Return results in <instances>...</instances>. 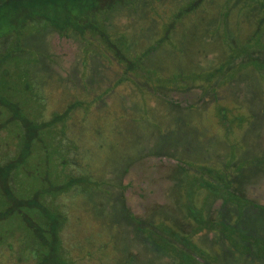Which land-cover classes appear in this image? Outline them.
I'll return each instance as SVG.
<instances>
[{
	"label": "rangeland",
	"instance_id": "obj_1",
	"mask_svg": "<svg viewBox=\"0 0 264 264\" xmlns=\"http://www.w3.org/2000/svg\"><path fill=\"white\" fill-rule=\"evenodd\" d=\"M74 2L22 0L14 12L0 6V53L13 39L20 43L0 63V162L26 154L5 190L22 197L42 185L64 186L55 198L42 194L48 211L61 215L58 231L43 235L70 264H179L147 230L166 232L164 225L190 234L196 224L188 205L264 236V164L243 163L264 153V87L255 75L264 74V0H137L106 19L103 13L128 56L154 46L140 61L145 72L127 69L96 36L50 29L76 16ZM216 68L212 79L198 77ZM70 103L66 119L43 125ZM57 135L67 141L55 143ZM60 153L76 164L62 167ZM201 166L227 173L247 203L212 197ZM75 174L86 178L68 185ZM2 186L0 212L13 196ZM5 215L0 264H36L35 230L17 211ZM221 235L191 234L205 254L189 250L197 258L190 263L264 264ZM54 262L53 253L42 261Z\"/></svg>",
	"mask_w": 264,
	"mask_h": 264
},
{
	"label": "trees",
	"instance_id": "obj_2",
	"mask_svg": "<svg viewBox=\"0 0 264 264\" xmlns=\"http://www.w3.org/2000/svg\"><path fill=\"white\" fill-rule=\"evenodd\" d=\"M47 1H53V0H47ZM103 1V0H102ZM107 3L100 7H93L88 8L87 5H85V0H75L74 3H71L75 6V9L77 8L76 16L72 19L69 17L67 18V22H64L61 25H53L49 23V28L52 30H57L59 33L68 34V33H74L76 35H79L81 38L86 39L85 34H90L92 36H96L99 39H101L104 43L107 44V46H110L112 48V51L114 53V56L117 57L118 60L123 61L126 64L127 69H139V72H145V70L141 67L140 61L142 58H144V54L152 49L154 46H149L146 48V50L138 54L136 56H128L126 53H124L119 45L118 41L120 40L117 35L113 34V36L110 35L108 32V29L105 27L104 23L101 21L102 14H104V18L106 19L110 12H114L116 9L123 8L127 5H129L131 2H137V0H106ZM105 1V2H106ZM111 1V2H109ZM11 0H0V6H7L5 9H11L14 10L17 7H22L23 3L22 0H17L15 3L11 4ZM18 3V4H17ZM17 4V6H16ZM1 9V8H0ZM80 11V12H79ZM110 16V15H109ZM32 17V18H31ZM31 19H34L35 16H30ZM28 21V19H27ZM45 24V23H44ZM46 25V24H45ZM11 34H14L13 32H9ZM2 35H0L1 38ZM20 45L19 41H16L13 39V42L10 43V45L5 49L4 52L0 53V63L5 61L7 58L11 56V54L17 50V47ZM257 60V59H256ZM264 66V61L259 62ZM258 63V64H259ZM259 66V65H258ZM221 68H216L214 70H210L208 73H206L203 76L198 75V77L203 78L204 80L208 81L212 79L216 74L219 73ZM256 75V82H259L261 86L264 87V74L259 72L255 74ZM259 75V76H258ZM258 76V77H257ZM264 91V90H263ZM1 97V95H0ZM74 103H70L68 107L62 112L60 115H56L54 119H48L44 122L43 125H50L56 120H60L65 118L67 113L74 107ZM13 115L9 116V119L12 120ZM36 136V134L34 135ZM54 142L57 144H61L67 139L65 138V135H57L54 137ZM26 144L31 145L30 137L27 138ZM58 152L60 150L58 149ZM26 154L19 153L16 158H10L6 162L1 163L0 162V184L3 185L1 188V191L3 193H7V195H13L11 198H7L2 202V207H6L5 209L1 210L0 216L6 214L12 213V211H17L27 222L28 226L33 228L32 230H35V238L36 243H38L41 246H36L35 253L39 257H41L43 260L47 259L50 253H53L55 255V262L52 264H70L68 261L67 263L64 262L61 255L57 253L58 244L55 242L52 238L46 239L45 235H43V232H49L51 235L55 234V231H58V225H59V219L61 217L60 212L58 214L55 210H49L48 211V203L45 200L46 196L42 195L43 193L47 194V192L52 193L54 195H51L53 198H55V195L58 190H62L64 186L62 184H57L55 186H52L51 184L48 185L50 188H47V186L42 185L41 187H37L34 192L30 196H14V194L10 189L8 188L7 191L5 190V187L7 188V182H9L11 177V171L15 168L16 165L22 164L24 161V157ZM60 156V157H59ZM68 156V154L64 153L63 155L60 153L58 155L59 160L58 162L64 167L63 164L66 162L69 163V165L72 163L74 164L75 159L73 157L69 158H63ZM249 161V162H248ZM243 163H251L254 165L258 164H264V153L260 155L253 156L249 160H244ZM76 164V163H75ZM242 165V163H241ZM201 170L203 173H207L208 177L206 178L204 183V186L206 187L207 191L211 193L212 197H220L224 202H231L234 203L238 208H241L243 204L247 203L246 200L243 198H240L238 194L233 192L232 187V180L231 177L227 175V173L219 172L218 170L214 169L213 167L208 166H201ZM202 177H204L202 175ZM86 177L80 174H75L70 176L69 179H66V182L74 183L77 181H80L82 179H85ZM205 178V177H204ZM46 177H43V184L48 183L46 181ZM9 186V185H8ZM62 187V188H61ZM51 191H48V190ZM52 202V201H51ZM193 205L187 206V215L194 219L195 221V227L194 229L188 233L181 232L179 230H172L170 228H166V226L163 225V230L167 229L166 232L158 233L153 229L147 230V235L151 237V239L154 241V243L159 247L160 249L166 251L169 253V255L172 258L176 257L177 262L181 264L182 260L186 261V264H191L190 262L193 258L194 261H196V256L192 255L189 250H195L200 252L201 254H205V250H203L199 245L194 243L190 236L191 234H194L202 228L211 229V230H217L222 235L221 237L226 238L229 241V245L232 246L233 249L241 252L249 254L253 257H264V236L261 235H255L249 232H244L239 228L236 224L233 222H229L226 219H218V220H210L206 219L204 217L203 211H200L196 213ZM29 208L32 210V215L29 216L23 211V209ZM6 210V211H5ZM54 211V212H51ZM4 212V213H3ZM5 215V216H6ZM159 228V227H158ZM160 230V228H159ZM162 233L164 235H162ZM57 236V234H56ZM42 247H44V250L42 251ZM41 250H40V249ZM38 257L36 258V264H44L42 263L43 260H38ZM180 259V260H179ZM63 260V261H62ZM195 264V263H192ZM197 264V263H196Z\"/></svg>",
	"mask_w": 264,
	"mask_h": 264
}]
</instances>
